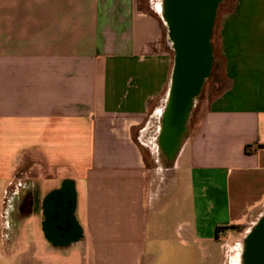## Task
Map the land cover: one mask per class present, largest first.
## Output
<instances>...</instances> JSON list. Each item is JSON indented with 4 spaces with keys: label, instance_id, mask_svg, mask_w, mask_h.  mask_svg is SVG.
I'll return each mask as SVG.
<instances>
[{
    "label": "crops",
    "instance_id": "obj_1",
    "mask_svg": "<svg viewBox=\"0 0 264 264\" xmlns=\"http://www.w3.org/2000/svg\"><path fill=\"white\" fill-rule=\"evenodd\" d=\"M157 9L0 0V264L246 263L264 214V0L218 4L210 73L225 84L172 156ZM62 189L70 205L47 218Z\"/></svg>",
    "mask_w": 264,
    "mask_h": 264
},
{
    "label": "water",
    "instance_id": "obj_2",
    "mask_svg": "<svg viewBox=\"0 0 264 264\" xmlns=\"http://www.w3.org/2000/svg\"><path fill=\"white\" fill-rule=\"evenodd\" d=\"M221 1L164 0L162 4L163 9L172 15V22L177 27L169 32L174 67L169 96L161 116L162 146L171 156L178 149L193 101L211 70V30ZM260 224L264 225V214ZM259 242L258 248L263 249L264 244Z\"/></svg>",
    "mask_w": 264,
    "mask_h": 264
},
{
    "label": "rangeland",
    "instance_id": "obj_3",
    "mask_svg": "<svg viewBox=\"0 0 264 264\" xmlns=\"http://www.w3.org/2000/svg\"><path fill=\"white\" fill-rule=\"evenodd\" d=\"M163 1L164 0H139V7L146 11L149 9L151 10V13H155V11L158 10L157 8H159L160 5L163 4ZM162 29L163 30H162L161 43L164 47L168 48L169 51H172L173 53L171 41L169 40L168 30L163 28V25H162ZM224 84L225 83L223 81V75H222V71L220 70V68L217 69V71L215 70L214 73L213 72L212 74L210 73L209 78L204 81V85L202 86L199 96H197L193 101L192 108H191V111L189 113L188 120L186 123V128L188 129V132L193 127V122L196 120L201 110L207 106L210 99L214 97V95L224 86ZM157 104H159L158 106L160 107L162 106V103H157ZM158 120L159 119L157 117L152 118L154 126H156L155 123L156 122L158 123ZM147 138L148 136H146L144 139L146 140ZM147 163L150 164L151 163L150 160H147ZM19 174L20 172H18V174L15 175L14 179H12V182L9 185L10 189L16 188L18 183H20L19 180L21 179V176Z\"/></svg>",
    "mask_w": 264,
    "mask_h": 264
},
{
    "label": "flooded vegetation",
    "instance_id": "obj_4",
    "mask_svg": "<svg viewBox=\"0 0 264 264\" xmlns=\"http://www.w3.org/2000/svg\"><path fill=\"white\" fill-rule=\"evenodd\" d=\"M169 14H170V12L168 10L163 9V15H164L163 17L165 19V22H162V25H163V28L168 30V33L170 32V30L173 31L174 29L177 28L176 24L174 22H172V15L170 16ZM169 40L171 41L170 38H169ZM171 45H172V43H171ZM209 76H210V73H209ZM209 76L207 77V79L209 78ZM200 92H201V90H200ZM200 92H199V94H200ZM57 203H59V204L64 203L68 206L70 205L71 196H70V192L68 189H62L61 192H55L49 198L45 199L44 209H45V213H46L47 218L52 217L54 219V216H55L54 211L52 210V208L49 207V205L50 204H57ZM29 209H30V205L24 207L23 212H26ZM53 228H54V226H53ZM59 228L60 227L58 226V229ZM47 229H48V227H47ZM50 231H51V228H50ZM51 235H54V231H53V233H51ZM258 239H260L261 241L259 242ZM246 241H247V243L245 245V252H244L245 253L244 260L246 262L245 264H264V248L263 249L258 248V242L264 244V225H260V226L255 227L253 229V231L250 233V236L248 237V239Z\"/></svg>",
    "mask_w": 264,
    "mask_h": 264
},
{
    "label": "built area",
    "instance_id": "obj_5",
    "mask_svg": "<svg viewBox=\"0 0 264 264\" xmlns=\"http://www.w3.org/2000/svg\"><path fill=\"white\" fill-rule=\"evenodd\" d=\"M217 234H218V236H221V235H223V232L218 230Z\"/></svg>",
    "mask_w": 264,
    "mask_h": 264
},
{
    "label": "bare ground",
    "instance_id": "obj_6",
    "mask_svg": "<svg viewBox=\"0 0 264 264\" xmlns=\"http://www.w3.org/2000/svg\"><path fill=\"white\" fill-rule=\"evenodd\" d=\"M164 100V99H163ZM166 101V100H165ZM164 102V101H163Z\"/></svg>",
    "mask_w": 264,
    "mask_h": 264
}]
</instances>
